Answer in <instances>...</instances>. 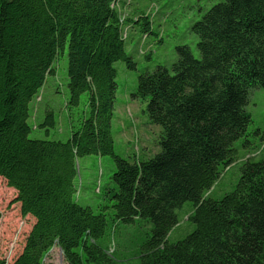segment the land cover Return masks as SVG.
<instances>
[{
	"label": "trees",
	"instance_id": "16d2710c",
	"mask_svg": "<svg viewBox=\"0 0 264 264\" xmlns=\"http://www.w3.org/2000/svg\"><path fill=\"white\" fill-rule=\"evenodd\" d=\"M119 2L125 9L124 0H0V178L17 192L23 216L35 219L22 252L0 264H46L54 248L68 264H120L108 230L138 220L152 224L141 264H264V135L260 159L242 163L234 191L210 197L240 160L235 144L252 123L250 92L264 89V0H221L192 27L198 55L178 46L171 69L158 65L138 76L131 98L162 128L160 152L140 161L116 154L112 133L114 64L138 70ZM127 24L133 38L164 41L145 12ZM67 49L68 106L86 93L89 116L67 141L31 139V102ZM52 118L40 127H54ZM91 154L109 155L116 165L101 190L114 210L110 219L78 202V161ZM187 202L195 230L171 243L177 210Z\"/></svg>",
	"mask_w": 264,
	"mask_h": 264
},
{
	"label": "rangeland",
	"instance_id": "374dc122",
	"mask_svg": "<svg viewBox=\"0 0 264 264\" xmlns=\"http://www.w3.org/2000/svg\"><path fill=\"white\" fill-rule=\"evenodd\" d=\"M221 0H132L133 12H146L152 2L158 4L160 11L154 21V30L164 32V41L148 48L152 51V58L147 60L139 53L140 42L130 37L126 41V50L129 56L137 63L138 70H131L120 61L114 64L117 69V92L115 111L112 119V133L115 140V152L119 156L133 161L148 159L160 152L159 140L162 128L149 122L146 114V105L137 103L131 98L138 85V76L146 69L152 71L158 65L171 69L177 60L176 48L181 45L189 46L195 55H198V36L192 31L193 25ZM120 3V2H119ZM118 11H119V7ZM122 12V11H121ZM120 12V13H121ZM125 14H122L126 18ZM132 31L127 27V35ZM133 33V32H132ZM131 33V35H132ZM125 36V33H124ZM150 36V39H154ZM148 42L149 37L145 38ZM149 45V46H148ZM55 75L49 76L43 88L31 102L32 126L31 139L67 141L72 131H77L89 116L88 94L80 97L77 106H68L70 91L68 70V49L59 57L54 66ZM143 109V110H142ZM251 115L252 123L247 130V136L236 142L239 150V161L229 167L215 186L210 197L219 200L236 188L241 177V165L249 159H260L254 153L261 145L264 135V89L254 88L250 92L246 107ZM53 114L55 126L40 127ZM259 132L260 135H257ZM249 140L251 149L245 150L243 143ZM263 149V147H262ZM248 151V152H247ZM254 153V154H253ZM147 154V155H146ZM249 156V157H247ZM259 156V157H258ZM79 175L77 178L78 202L82 206H90L96 212H104L110 219L113 209L107 208L111 202L103 199L101 190L112 183L116 170L113 158L109 155L91 154L78 161ZM17 192L11 188L4 178H0V258L12 262L21 252L35 219L23 216L21 204L15 200ZM194 205L187 202L177 210L179 225L169 236L171 243L185 239L195 230V225L189 220L193 214ZM152 224L146 220L135 223H118L114 229L108 230L112 242L109 251L120 264H141L140 256L143 246L151 234ZM46 264H68L60 249L54 248L46 259Z\"/></svg>",
	"mask_w": 264,
	"mask_h": 264
},
{
	"label": "bare ground",
	"instance_id": "6f19581e",
	"mask_svg": "<svg viewBox=\"0 0 264 264\" xmlns=\"http://www.w3.org/2000/svg\"><path fill=\"white\" fill-rule=\"evenodd\" d=\"M117 7H119V13L122 11L121 7H120V3L117 4V6L115 5V8L118 9ZM155 9V8H154ZM122 15V12L120 13ZM124 20H126V18L122 17V22L124 23ZM123 32L125 33V36H124V33H123V37L125 40H127L128 38V35H127V27L123 26ZM145 39V38H144Z\"/></svg>",
	"mask_w": 264,
	"mask_h": 264
},
{
	"label": "crops",
	"instance_id": "0c3cea01",
	"mask_svg": "<svg viewBox=\"0 0 264 264\" xmlns=\"http://www.w3.org/2000/svg\"><path fill=\"white\" fill-rule=\"evenodd\" d=\"M133 11H134L133 8H131L130 13L133 12ZM133 14H134V13H133ZM132 32H133V34L135 33L134 30H132ZM135 38H136V37H135ZM139 39H140V37H139L137 40H139ZM149 40H150L149 43L153 42V39H152V40L149 39ZM154 45H155V44H154ZM137 103H138V102H137ZM142 110H143V109H142ZM248 151H249V150H248ZM248 151H247V152H248ZM146 155H147V154H146Z\"/></svg>",
	"mask_w": 264,
	"mask_h": 264
},
{
	"label": "built area",
	"instance_id": "2783aa9c",
	"mask_svg": "<svg viewBox=\"0 0 264 264\" xmlns=\"http://www.w3.org/2000/svg\"><path fill=\"white\" fill-rule=\"evenodd\" d=\"M152 8L154 9L155 7H154V6H152ZM7 262L9 263V260H8Z\"/></svg>",
	"mask_w": 264,
	"mask_h": 264
}]
</instances>
